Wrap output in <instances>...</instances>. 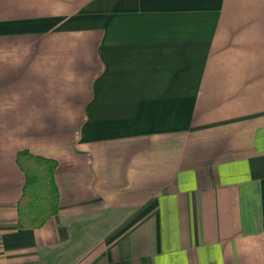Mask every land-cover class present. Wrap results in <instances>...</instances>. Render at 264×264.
Instances as JSON below:
<instances>
[{"label": "crops", "instance_id": "0c3cea01", "mask_svg": "<svg viewBox=\"0 0 264 264\" xmlns=\"http://www.w3.org/2000/svg\"><path fill=\"white\" fill-rule=\"evenodd\" d=\"M0 264H264V0H0Z\"/></svg>", "mask_w": 264, "mask_h": 264}, {"label": "trees", "instance_id": "16d2710c", "mask_svg": "<svg viewBox=\"0 0 264 264\" xmlns=\"http://www.w3.org/2000/svg\"><path fill=\"white\" fill-rule=\"evenodd\" d=\"M15 161L24 175L22 193L17 201V224L38 227L57 210L56 161L27 150L18 151Z\"/></svg>", "mask_w": 264, "mask_h": 264}]
</instances>
